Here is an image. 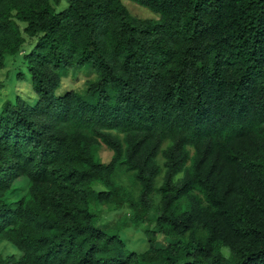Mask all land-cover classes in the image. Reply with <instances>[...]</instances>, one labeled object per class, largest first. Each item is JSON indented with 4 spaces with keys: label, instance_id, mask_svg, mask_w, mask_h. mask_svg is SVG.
Wrapping results in <instances>:
<instances>
[{
    "label": "trees",
    "instance_id": "obj_1",
    "mask_svg": "<svg viewBox=\"0 0 264 264\" xmlns=\"http://www.w3.org/2000/svg\"><path fill=\"white\" fill-rule=\"evenodd\" d=\"M131 1L0 0V264H264V0Z\"/></svg>",
    "mask_w": 264,
    "mask_h": 264
},
{
    "label": "rangeland",
    "instance_id": "obj_2",
    "mask_svg": "<svg viewBox=\"0 0 264 264\" xmlns=\"http://www.w3.org/2000/svg\"><path fill=\"white\" fill-rule=\"evenodd\" d=\"M124 4L130 10V12L140 18L155 19L157 20L160 16L155 14L151 10L143 7L131 0H123ZM67 7V3L63 2L61 5L56 7L57 11L63 10ZM21 29L25 27L24 22H20ZM34 44V43H33ZM32 48V47H31ZM30 50V48H29ZM29 50L27 52H29ZM89 65L85 66H75L70 69L68 76L63 79L61 87L58 89V94H63L69 90H75L79 93H85L87 79L95 80L98 76L88 75ZM0 82L5 84L4 88L0 92V111L2 106L7 100H14L17 94L22 95L30 103H34L35 96L30 89V75L26 64L24 63L23 54L19 53L17 55H7L4 60V67L0 68ZM100 156L103 161H109L111 158V151L105 146L100 147ZM14 199H18V193L13 196ZM95 211L103 216L104 221L101 225H112L119 218H123L124 209L108 212V208L94 204ZM123 237L128 241L132 248L135 246V242L142 241L146 245V237L144 232L140 228H136L132 223L128 224L123 229ZM160 241L162 238L160 237ZM144 245V247H145ZM144 249V248H141ZM0 252L6 255H20V251L12 243L8 241H0Z\"/></svg>",
    "mask_w": 264,
    "mask_h": 264
}]
</instances>
